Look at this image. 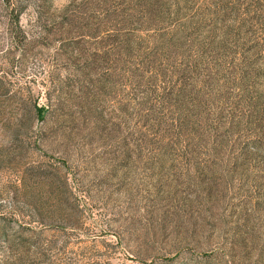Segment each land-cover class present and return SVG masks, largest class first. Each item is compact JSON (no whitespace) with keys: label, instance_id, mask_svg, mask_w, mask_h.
<instances>
[{"label":"rangeland","instance_id":"obj_1","mask_svg":"<svg viewBox=\"0 0 264 264\" xmlns=\"http://www.w3.org/2000/svg\"><path fill=\"white\" fill-rule=\"evenodd\" d=\"M11 1L23 5L18 22ZM42 1L59 23L103 17L90 0ZM166 9L195 34L215 17L219 33L240 36L224 51L264 61V0ZM62 27L44 28L34 0H0V264H264V167L253 170L264 163L230 164L209 187L194 156L156 157L126 103L132 90L96 81L102 71L85 67L92 39L79 50V30ZM59 101L38 117L36 105Z\"/></svg>","mask_w":264,"mask_h":264},{"label":"trees","instance_id":"obj_2","mask_svg":"<svg viewBox=\"0 0 264 264\" xmlns=\"http://www.w3.org/2000/svg\"><path fill=\"white\" fill-rule=\"evenodd\" d=\"M34 2L44 28L52 31L62 24L61 33L79 30L73 40L79 50H85L80 47L83 38L92 39L95 45L85 67L90 73L102 71L95 80L103 86L118 80L132 90L126 103L132 104L129 97L136 102L135 114L147 128L142 142L147 140L156 157L162 159L169 149L172 158L183 157L177 151L194 156L209 187L218 186L230 164L236 171L257 160L264 163L262 55L237 61L236 53L224 51L227 39L236 44L240 36L235 41L229 27L228 33H219L215 17L193 27L209 33L195 34L169 22V0H90L91 11L103 15L97 24L72 23L73 17L59 23L46 16L42 0ZM11 3L18 22L23 5ZM62 104L36 105L37 115L44 119ZM257 167L264 165L257 163L253 170Z\"/></svg>","mask_w":264,"mask_h":264}]
</instances>
